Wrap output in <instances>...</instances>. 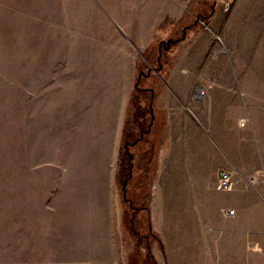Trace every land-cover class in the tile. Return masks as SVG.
<instances>
[{"label":"rangeland","instance_id":"374dc122","mask_svg":"<svg viewBox=\"0 0 264 264\" xmlns=\"http://www.w3.org/2000/svg\"><path fill=\"white\" fill-rule=\"evenodd\" d=\"M142 1L0 0V264H166L150 221L161 188L158 172L152 186L157 140L148 128L173 48L209 9L143 50L132 40ZM222 12L228 30L200 63L197 97L224 82L232 90L223 101L245 106L247 125L262 127L264 0H233ZM100 73L104 96L131 87L113 173L94 143Z\"/></svg>","mask_w":264,"mask_h":264},{"label":"crops","instance_id":"0c3cea01","mask_svg":"<svg viewBox=\"0 0 264 264\" xmlns=\"http://www.w3.org/2000/svg\"><path fill=\"white\" fill-rule=\"evenodd\" d=\"M212 1L143 0L134 10L133 44L145 50L170 37L186 17L198 15V8L209 9L204 26L192 29L173 48L165 81L155 93L159 113H153L148 132L157 140L152 186L158 172L161 189L159 198L151 199L150 221L163 243L166 264H264V126L247 125V108L223 101L232 90L224 82H213L218 85L213 89L211 83L203 100L196 94L205 78L200 63L207 62L210 46L229 25L217 22L223 16L222 1L216 0L213 9ZM157 31L161 34L155 36ZM131 44L123 42L127 51ZM127 62L132 84L136 54L130 53ZM130 95L126 83L104 96L99 78L94 143L99 158L105 148L109 152L112 173ZM221 171L231 173L229 190L217 187ZM256 173L254 182H248Z\"/></svg>","mask_w":264,"mask_h":264},{"label":"built area","instance_id":"2783aa9c","mask_svg":"<svg viewBox=\"0 0 264 264\" xmlns=\"http://www.w3.org/2000/svg\"><path fill=\"white\" fill-rule=\"evenodd\" d=\"M221 1H222L223 5H224L225 7H227V5H228L230 2H232L233 0H221ZM202 92H203V91L201 90V88H200V89L198 88V90H197L198 95L202 94ZM256 175H257V173L254 174V176L249 177V178H248V182H254V180H255L254 177H255ZM261 175H262V177L264 178V173L261 172ZM233 183H234V181H233V178H232L230 172H228V171H221V172L219 173L218 178H217V187H218L219 189L229 190V189L232 188ZM233 211H234L233 209H229V210H227V213H228V214H232Z\"/></svg>","mask_w":264,"mask_h":264},{"label":"water","instance_id":"95a60500","mask_svg":"<svg viewBox=\"0 0 264 264\" xmlns=\"http://www.w3.org/2000/svg\"><path fill=\"white\" fill-rule=\"evenodd\" d=\"M215 2H216V0H213L212 5H211V8L212 9H213V6H214ZM185 29L186 28L184 27L183 28V31H182V34H181V36L179 38H174V39L169 38L168 40H166L165 41V43H166L165 48L167 49L169 47L170 43H175V42H177L181 38L183 39L185 37Z\"/></svg>","mask_w":264,"mask_h":264},{"label":"trees","instance_id":"16d2710c","mask_svg":"<svg viewBox=\"0 0 264 264\" xmlns=\"http://www.w3.org/2000/svg\"><path fill=\"white\" fill-rule=\"evenodd\" d=\"M160 63L162 64V61H161V59L160 60H158V64L160 65ZM160 67H161V65H160ZM136 87H137V85H136Z\"/></svg>","mask_w":264,"mask_h":264}]
</instances>
